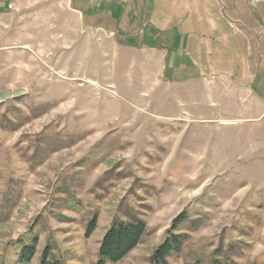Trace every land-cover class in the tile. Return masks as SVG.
Masks as SVG:
<instances>
[{"label": "rangeland", "instance_id": "374dc122", "mask_svg": "<svg viewBox=\"0 0 264 264\" xmlns=\"http://www.w3.org/2000/svg\"><path fill=\"white\" fill-rule=\"evenodd\" d=\"M93 3L0 0V264H25L34 238L28 264L46 247L49 264H95L113 220L133 212L145 232L116 264H150L181 214L169 264L213 252L264 264V108L209 93L210 76L193 96L187 81L145 76Z\"/></svg>", "mask_w": 264, "mask_h": 264}, {"label": "crops", "instance_id": "0c3cea01", "mask_svg": "<svg viewBox=\"0 0 264 264\" xmlns=\"http://www.w3.org/2000/svg\"><path fill=\"white\" fill-rule=\"evenodd\" d=\"M97 9L114 19L108 32L145 76L187 81L191 96L210 76L209 93L249 97L248 110L264 108V0H94Z\"/></svg>", "mask_w": 264, "mask_h": 264}, {"label": "trees", "instance_id": "16d2710c", "mask_svg": "<svg viewBox=\"0 0 264 264\" xmlns=\"http://www.w3.org/2000/svg\"><path fill=\"white\" fill-rule=\"evenodd\" d=\"M126 220L114 219L110 228L105 232L97 254L95 264H116L120 262L131 250H133L145 232L144 222L137 217L136 213L128 214ZM184 214L178 216L168 231L164 241L152 253L150 264H169L168 259L180 253L183 237L182 235L174 234L176 226L182 223ZM96 228V217L93 216L87 224L84 235L89 237ZM36 238L32 239L28 245H24L19 256V262L28 264L35 255ZM234 247V246H233ZM230 255L218 254L213 252L210 264H234ZM49 256V248L46 247L41 264H49L47 257ZM193 264H199L196 261Z\"/></svg>", "mask_w": 264, "mask_h": 264}]
</instances>
